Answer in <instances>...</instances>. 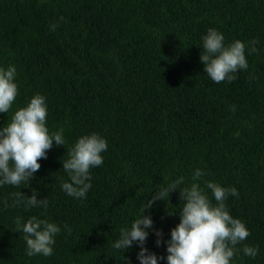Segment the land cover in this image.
<instances>
[{"label":"trees","instance_id":"obj_1","mask_svg":"<svg viewBox=\"0 0 264 264\" xmlns=\"http://www.w3.org/2000/svg\"><path fill=\"white\" fill-rule=\"evenodd\" d=\"M210 28L225 46H247L248 68L233 82L214 83L205 72L202 38ZM10 65L19 95L0 113V128L40 94L49 132L63 129L66 145L53 142L29 183L0 186V264H140L136 242L113 247L121 229L159 189L181 177L179 188L190 186L197 169L213 204L207 182L239 193L226 207L250 235L232 264H264V0H0V68ZM92 133L108 149L90 170L86 197L75 198L62 189L70 182L63 161ZM33 191L47 208L26 205ZM181 209L177 190L145 212L154 222L145 247L164 257L158 264H167ZM33 216L61 229L51 256L26 254L15 220ZM245 245L259 247L254 259Z\"/></svg>","mask_w":264,"mask_h":264},{"label":"clouds","instance_id":"obj_2","mask_svg":"<svg viewBox=\"0 0 264 264\" xmlns=\"http://www.w3.org/2000/svg\"><path fill=\"white\" fill-rule=\"evenodd\" d=\"M52 27L55 30L56 26ZM202 39L203 51L200 59L205 65L206 74L214 83L233 82L236 79L235 73L248 68L245 55L247 46L244 42L236 40L225 46L224 35L212 28L208 29ZM256 43L257 41L251 42L252 53L257 51L254 46ZM16 77L17 69L14 65L7 69L0 68V113H8L19 95ZM47 115L46 98L36 94L27 106L15 111L10 123L0 128V186L29 183L34 178V173L41 168L39 161L47 158L53 142L57 146L66 145L63 129L49 132ZM107 149V140L97 133L78 139L67 152L69 158L63 161L62 168L70 178V182L62 184L66 194L75 198L86 197L92 187L90 170L104 163L102 153ZM203 175V171L197 169L190 186L179 188L184 183V178L181 177L156 191L147 201L143 215L133 221L130 229H121L120 238L113 247L128 250L136 242L140 247L137 254L140 264H158L159 260H163V256L158 257L145 247L149 236L147 229L153 228L154 224L151 216L145 215V212L157 201H168L170 194L179 190L182 201L180 223L171 230V238L166 241L167 264H232L239 251L237 245L250 235L245 223L233 218L226 207L225 201L228 197L231 195L238 198L239 193L235 188H224L217 183L207 182L206 188L211 190L216 201L213 204L198 183ZM14 195L20 197L16 200V204H19L23 194ZM37 195L33 191V195L25 201L26 205L47 208L48 200L37 199ZM15 224L16 231L24 233L28 256L42 254L48 257L53 254L55 237L61 231L57 224L35 216L26 223H22L21 218L17 217ZM156 236L157 246L165 243L162 240V231H156ZM258 252V246L243 247V253L253 259Z\"/></svg>","mask_w":264,"mask_h":264},{"label":"rangeland","instance_id":"obj_3","mask_svg":"<svg viewBox=\"0 0 264 264\" xmlns=\"http://www.w3.org/2000/svg\"><path fill=\"white\" fill-rule=\"evenodd\" d=\"M16 79H17V77H16Z\"/></svg>","mask_w":264,"mask_h":264}]
</instances>
